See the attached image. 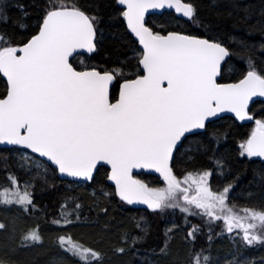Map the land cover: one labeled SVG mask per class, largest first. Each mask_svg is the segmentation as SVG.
Listing matches in <instances>:
<instances>
[{
	"label": "snow or ice",
	"instance_id": "obj_1",
	"mask_svg": "<svg viewBox=\"0 0 264 264\" xmlns=\"http://www.w3.org/2000/svg\"><path fill=\"white\" fill-rule=\"evenodd\" d=\"M9 7L0 0L4 23ZM15 7L22 13L16 17L19 33H0V151L8 152L6 163H19L24 183L21 188L22 177L9 164L0 206L20 215L0 222L14 241L0 264H27L17 253L43 246L39 227H20L40 211L58 232L84 227L95 240L85 244L54 235L58 253L46 264H113L117 256L128 257L120 264H264V255H248L264 248V116L256 118L249 108L253 97H264V59L256 60L257 50L264 54V26L249 24L245 12L240 22L249 27L247 34L258 28L261 38L257 44L234 37L241 51L233 52L212 34L214 26L195 0H37L32 25L26 6ZM146 13L168 19L157 24ZM117 21L116 51L103 63L76 65L78 50L91 59L103 43L106 22L112 27ZM235 58L246 67L229 68L235 78L221 82L225 65ZM224 111L255 121L238 145V157L262 158L246 184L247 169L235 168L220 151L227 133L209 132ZM134 169L150 170L155 181L136 178ZM67 178L69 187L59 191L56 181ZM85 182L95 186L91 204L71 187ZM37 184L56 193L52 212L37 206ZM117 197L121 207L146 205L150 214L166 217L154 246L144 216H112L103 228L91 219L93 211L108 217ZM241 200L243 215L230 204ZM178 234L183 256L173 249ZM217 240L228 247H216ZM105 241L107 251L97 246Z\"/></svg>",
	"mask_w": 264,
	"mask_h": 264
},
{
	"label": "trees",
	"instance_id": "obj_2",
	"mask_svg": "<svg viewBox=\"0 0 264 264\" xmlns=\"http://www.w3.org/2000/svg\"><path fill=\"white\" fill-rule=\"evenodd\" d=\"M37 0H8L9 4V12L8 16L10 17L7 23L3 22V18H0V33L7 32L8 34L19 33V29L16 27V17L22 15L15 7L17 3L23 4L26 6L27 11L31 13V16L26 21L29 25H32L35 22V16L37 9L35 7ZM200 15L206 19V21H211L213 28V35L218 36V38L222 39L224 43L229 46L233 52H239L241 49L238 47L237 43L233 40L243 39L249 43L260 41V32L257 28L251 35L247 33L250 31L249 27L245 25L243 22H240L241 16L247 12L249 24L251 25H260L264 26L261 22L264 21V0H195ZM231 12V15L228 13ZM168 19V15L165 14L164 17L153 15L148 20L150 22H155L157 24L161 23L163 20ZM187 27V25H183ZM119 28V22H114L112 27H109V24L106 22L104 25L105 34L103 37V43L100 46L98 53L92 56L91 59L84 55H77L74 57V63L76 65H80L81 62L84 63H103L104 58L109 53H114L116 51V40L113 39V32L117 31ZM178 30V29H177ZM194 34L197 30H191ZM121 52L125 51V49H120ZM130 56L131 53L129 52ZM262 59H264V54L261 53L260 50L256 52V60L259 63ZM246 67V61L240 58H235L234 60H230L227 65H225V77L226 80H222L221 82H230L232 78H235V74L233 72L228 71L229 68H234L237 72ZM0 90H3V81L0 80ZM250 112L256 116V118H260L264 116V100L256 101L250 107ZM253 128L252 124H238L233 118L229 116H224L219 120L213 122L209 125V132L213 129H218L221 132L227 133V139H222L220 141L221 153H227L231 159L232 164L235 168L238 169H247V173L244 177V183L246 184L249 180L252 179L253 169L258 168L261 165V162L258 160H253L247 157H238V145L239 142L246 138L247 134L250 133ZM8 155L7 151H0V190L9 186V181L7 177H9L12 173L11 171H5V168L9 166V164L15 165L17 168V174L20 175L21 181L20 186H23L24 173L19 171V163L16 161H11L6 163L3 157ZM15 155V154H13ZM254 161V162H250ZM35 172V169H33ZM103 169H100V173L97 174V179H100V174L103 173ZM138 179H143L145 181H155L156 177L154 175L148 174H139L136 176ZM70 181H56L57 188L59 191H63L64 188L69 187ZM215 178L213 179V186H215ZM110 184V182H108ZM71 187L75 188L76 192L84 197V202L86 204H91L92 200L90 199L93 195V187L92 183H82V184H71ZM100 193L97 192V196ZM56 193L51 191L50 189H46L41 185L37 184L35 191V200L38 207L43 210H47L48 212H52L54 209ZM112 207L109 208V216H99L97 217V212L93 211L91 213L92 220L99 221V227L103 228V221L105 219H109L112 216H115L116 220L119 221L125 217H138L144 216L147 224L150 226L152 235L149 238V245L154 246V242L158 240V232L163 229L164 224L162 221L166 219V217L157 216L154 214H150V210L146 211V209L132 208L127 205L121 207L118 198H115V201H112ZM230 204L234 205V211H242L245 206V201H230ZM1 207V206H0ZM103 207V205H101ZM2 209V208H1ZM13 209H9L8 213H12L16 216H19L20 213ZM243 215V214H241ZM52 219L51 216L48 217L50 221ZM10 220V219H9ZM0 222H8V218H4L2 214H0ZM193 223L197 221L193 220ZM223 222L221 221V226ZM32 226L39 227L41 233L44 236L43 246L42 247H29L20 250L17 253V258L21 261L27 262V264H46L47 260L55 256L58 253V249L52 246L51 237L59 234L72 235L74 239L78 242L85 244H95V240L91 236V232L93 230L77 227L67 230V232H58L55 230L45 219L44 211H40L39 213H33L29 216L27 220H23L20 224V227L23 226ZM216 231H220V227L216 228ZM113 236H115V231L113 232ZM14 241L10 234L9 230H0V256H3L6 252H8L13 245ZM104 251H107L110 247L109 243L105 241L103 244L97 245ZM216 247L223 246L225 249L228 247L227 241L217 240ZM184 244L182 243V234H178L174 238L173 249L174 251L183 256L184 253ZM110 255V253H109ZM250 258H254L259 260V258L264 255V248L254 247L249 250L248 253ZM126 256H117L113 258V264H120L121 261L127 260Z\"/></svg>",
	"mask_w": 264,
	"mask_h": 264
},
{
	"label": "water",
	"instance_id": "obj_3",
	"mask_svg": "<svg viewBox=\"0 0 264 264\" xmlns=\"http://www.w3.org/2000/svg\"><path fill=\"white\" fill-rule=\"evenodd\" d=\"M158 11H160V10H149V12H151V13H155V12H158ZM146 16H147V18L149 17V16H152V15H148L147 13H146ZM78 51H80L83 55H87V56H89L90 54H87L84 50H78ZM264 99V97H259V96H256V97H253L251 100H250V102H249V108H250V106L253 104V103H255L256 101H259V100H263ZM218 116L220 117V118H222V117H224V116H229V117H232V118H234V114H232V113H230V112H228V111H224V112H222V113H219L218 114ZM235 119V118H234ZM217 120H219V119H216V120H214V121H217ZM236 120V119H235ZM213 121V122H214ZM236 122H238L239 124H247V123H254L255 124V121L254 120H252V121H248V120H245V121H239V120H236ZM3 146H0V148H2ZM9 147H11V146H9ZM253 159H256V160H258V161H261L262 162V158H259V157H253ZM149 171L150 170H140V169H134L133 170V175L135 176V175H138V174H141V173H144V174H148L149 173ZM71 179L72 178H67L66 180L67 181H71ZM85 183H90V182H85ZM111 183V182H110ZM118 198V197H117ZM119 199V198H118ZM128 206H130V207H134V208H139V209H146V205H141V204H133V205H128Z\"/></svg>",
	"mask_w": 264,
	"mask_h": 264
},
{
	"label": "rangeland",
	"instance_id": "obj_4",
	"mask_svg": "<svg viewBox=\"0 0 264 264\" xmlns=\"http://www.w3.org/2000/svg\"><path fill=\"white\" fill-rule=\"evenodd\" d=\"M33 167V169H35V165H33L32 166ZM21 188H23V186L21 187ZM2 208V209H1ZM9 209H13L14 211L13 212H15L16 211V209L15 208H7V207H3V206H1L0 207V214H2L3 216H4V218H8V221H9V219L11 220L12 219V217H13V215L14 214H12V213H8V210ZM237 214H239V215H241V214H243L241 211H235Z\"/></svg>",
	"mask_w": 264,
	"mask_h": 264
}]
</instances>
